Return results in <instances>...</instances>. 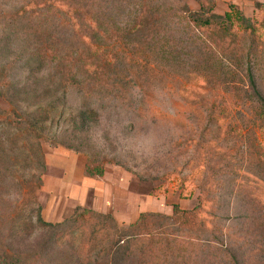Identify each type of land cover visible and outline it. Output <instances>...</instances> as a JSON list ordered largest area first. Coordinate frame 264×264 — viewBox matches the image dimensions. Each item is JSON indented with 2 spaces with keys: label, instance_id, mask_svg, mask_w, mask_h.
Returning <instances> with one entry per match:
<instances>
[{
  "label": "rangeland",
  "instance_id": "1",
  "mask_svg": "<svg viewBox=\"0 0 264 264\" xmlns=\"http://www.w3.org/2000/svg\"><path fill=\"white\" fill-rule=\"evenodd\" d=\"M233 7L256 30L195 40L190 14ZM251 65L264 96V0H0V264H264ZM77 208L111 234L39 219L77 228ZM141 213L162 217L121 250Z\"/></svg>",
  "mask_w": 264,
  "mask_h": 264
},
{
  "label": "trees",
  "instance_id": "2",
  "mask_svg": "<svg viewBox=\"0 0 264 264\" xmlns=\"http://www.w3.org/2000/svg\"><path fill=\"white\" fill-rule=\"evenodd\" d=\"M218 18L220 19L215 20L213 17H205L201 12L190 14L189 21L191 24L195 25V28H197L198 32V34H196L195 36V40L204 39L202 37L203 34L201 33V30L206 27H212L215 29L221 28L223 31H230L232 28H234V24H237L238 26L245 29H251L253 31L256 30V26L251 22V20L245 17L241 11L234 9V7L231 11L226 12L224 15H218ZM205 42H207V40ZM247 77L253 91L254 98L257 99V101L260 103V105L263 106L264 109V96L257 87L255 76L253 74V65L249 67ZM86 169L90 176H102L105 172L103 166L97 165L93 167L90 164V161L87 163ZM193 214H196V208H194L193 210H186L181 208L179 204H174V213L172 216L173 219H188ZM74 215L75 217L72 219V221L73 223H77V228H68L70 227V223L68 224V222L71 221V219H66L65 221L57 224L46 222L42 219L41 216H39V219L41 222H43L44 225H47L49 227L61 229H64V227H66L67 230H70L69 233L74 236V238H76L78 234H84L85 227L87 226V224H89L92 229L90 233L91 244L96 243L102 235H110V229L113 230V228L111 227L112 225H109V223L111 224L114 221V217L112 214H97L91 209L77 208ZM156 217L159 218L162 216L157 213H141L139 218L135 222L131 223L128 227L117 228L114 243H116L121 250H129L134 246L133 244L135 243V241H137V237L140 236L139 232L149 228L152 218Z\"/></svg>",
  "mask_w": 264,
  "mask_h": 264
}]
</instances>
